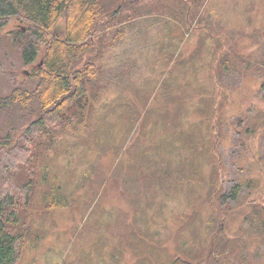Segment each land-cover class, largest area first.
<instances>
[{"label":"rangeland","instance_id":"1","mask_svg":"<svg viewBox=\"0 0 264 264\" xmlns=\"http://www.w3.org/2000/svg\"><path fill=\"white\" fill-rule=\"evenodd\" d=\"M109 8L85 58L98 66L97 79L69 110L68 123L30 150L24 133L38 107H0V140L14 138L0 151V170L11 171L15 186L34 185L29 200L17 193L16 228L25 235L17 264L189 263L178 231L188 225L181 236L196 247L219 211L226 264H264V0H118ZM25 27L12 18L0 32V97L37 85L33 65L23 64L8 37ZM64 27L61 19L56 33ZM174 124L193 144L184 152L196 160L190 179L185 163L170 155L152 154L138 167L143 151L166 149ZM24 146L28 157L10 169ZM121 171H136L131 188L112 175ZM162 177L177 182L174 192L161 188ZM237 184L240 202L222 205ZM57 187L69 202L52 209Z\"/></svg>","mask_w":264,"mask_h":264},{"label":"trees","instance_id":"2","mask_svg":"<svg viewBox=\"0 0 264 264\" xmlns=\"http://www.w3.org/2000/svg\"><path fill=\"white\" fill-rule=\"evenodd\" d=\"M116 1L108 3L106 0H0V32L9 19L18 18L26 23L25 28L18 29L15 33L11 32L8 37L19 49L23 64L33 65L30 80H36L37 85L34 90L22 86L14 88L8 96L0 97V107H3L4 110H17L15 108H18L23 111L29 110L33 105L38 107L32 112L36 114L37 118L30 123V127L24 133V142H27L26 145L29 144L30 150H33L35 143L37 144L36 141L39 143L42 137L50 135L54 128L52 134H55L56 129L67 122L66 116L69 110L75 105L81 104L87 95L88 84L97 79L98 66L92 61H85V58L95 49L92 35L97 28V22L111 12L109 7L113 6ZM61 19L64 20L65 27L64 31L58 34L56 33L58 29L55 30V27ZM40 55L42 63L34 66ZM262 88L264 89V82ZM175 111L177 112V108ZM177 113L180 114L179 108ZM170 115H172L171 112ZM173 129L174 134L172 135L174 136L164 146L166 149L159 150L160 145H157L143 151L142 153L146 156L140 157L142 162L138 163V167L144 169L147 165L143 161L150 159L152 154H165L176 158L174 164L178 161L185 163L183 167L187 166L185 169L187 176L183 177L193 178L196 160L191 161L184 155L185 151L192 148L191 138L186 132L176 133L175 124ZM12 141L14 138L11 134L4 140H0V151L12 145ZM28 148H25L23 155L15 157L10 169L17 167L28 157ZM197 154L202 156V152L199 150H196ZM157 157L154 156V158ZM176 169L179 171V166H176ZM135 173L130 177L128 174H123L122 171L121 173L113 172L112 175L114 178H121L124 185L127 186L126 188H131L138 179ZM181 175L177 174L178 179ZM161 179L163 180V182L159 181L161 188L174 192L178 186L177 182H170L172 183L170 184L166 177ZM14 184L11 171L5 170V175H3L0 170V264H17L25 241V235L20 234L16 228L21 222L17 193H21L26 196V200H29L34 185L33 181L22 186ZM242 186V184L233 186L230 192L222 196L221 204L227 205L232 202L238 204L239 197L243 192ZM68 202L61 187L52 190L49 202L52 209L65 208L68 206ZM153 204V198H150L146 206L151 207ZM138 205L141 209L144 203H138ZM220 214V211L214 213L208 220V225L203 226L202 231L208 238L202 242H195L196 247H192L193 244L188 242L186 235L181 236V230H186L188 225L178 231L179 250L190 258L189 263L184 261L183 264H226L227 252L223 244L226 248L229 246V242L225 243L226 240L220 237L221 232L216 230V225L219 222L222 225L224 221V219L220 221ZM252 226L256 228L257 224L254 223ZM258 229L264 233L262 227H258ZM145 234L146 237L153 240L154 234H150L148 231ZM184 238L186 239L184 240ZM152 248L153 246H150L148 250L150 251ZM202 250H205L206 253H203ZM179 262L178 258L170 264H180ZM135 264L138 263L135 262Z\"/></svg>","mask_w":264,"mask_h":264}]
</instances>
